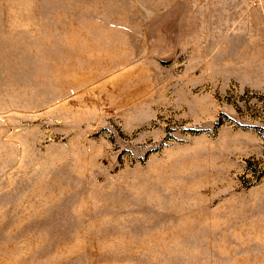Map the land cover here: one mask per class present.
I'll return each instance as SVG.
<instances>
[{
	"label": "rangeland",
	"instance_id": "374dc122",
	"mask_svg": "<svg viewBox=\"0 0 264 264\" xmlns=\"http://www.w3.org/2000/svg\"><path fill=\"white\" fill-rule=\"evenodd\" d=\"M0 264H264V0H0Z\"/></svg>",
	"mask_w": 264,
	"mask_h": 264
}]
</instances>
